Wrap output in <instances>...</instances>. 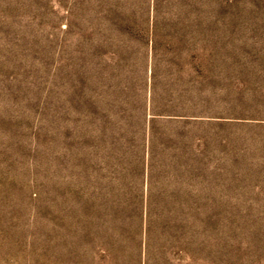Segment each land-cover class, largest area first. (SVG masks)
Returning a JSON list of instances; mask_svg holds the SVG:
<instances>
[{"label": "rangeland", "instance_id": "obj_1", "mask_svg": "<svg viewBox=\"0 0 264 264\" xmlns=\"http://www.w3.org/2000/svg\"><path fill=\"white\" fill-rule=\"evenodd\" d=\"M0 264H264V0H0Z\"/></svg>", "mask_w": 264, "mask_h": 264}]
</instances>
